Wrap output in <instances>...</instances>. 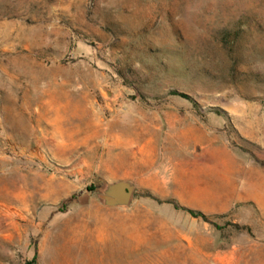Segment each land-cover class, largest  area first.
<instances>
[{"label": "rangeland", "instance_id": "1", "mask_svg": "<svg viewBox=\"0 0 264 264\" xmlns=\"http://www.w3.org/2000/svg\"><path fill=\"white\" fill-rule=\"evenodd\" d=\"M260 173L264 0H0V264H264Z\"/></svg>", "mask_w": 264, "mask_h": 264}, {"label": "water", "instance_id": "2", "mask_svg": "<svg viewBox=\"0 0 264 264\" xmlns=\"http://www.w3.org/2000/svg\"><path fill=\"white\" fill-rule=\"evenodd\" d=\"M134 191L133 185L125 180L104 183L98 190V198L107 207H126Z\"/></svg>", "mask_w": 264, "mask_h": 264}, {"label": "crops", "instance_id": "3", "mask_svg": "<svg viewBox=\"0 0 264 264\" xmlns=\"http://www.w3.org/2000/svg\"><path fill=\"white\" fill-rule=\"evenodd\" d=\"M106 147H112V149L114 148L115 150H120L122 152H131V157L136 158L139 155L135 152V149H133V145L134 142L129 140L128 138L125 137H119L117 136L114 140H112V142H108V139L105 142ZM109 144H111L112 146H108ZM124 154V153H123ZM119 159V157L117 156V160ZM116 168H118V165H116ZM118 178L121 179H128L127 178V171H119L118 169L114 172ZM261 184L263 183L264 186V173H260V178H259ZM255 192L251 193V199L253 201H255L257 203V205L259 206L260 212L264 217V189H260L258 194H254Z\"/></svg>", "mask_w": 264, "mask_h": 264}, {"label": "trees", "instance_id": "4", "mask_svg": "<svg viewBox=\"0 0 264 264\" xmlns=\"http://www.w3.org/2000/svg\"><path fill=\"white\" fill-rule=\"evenodd\" d=\"M189 214H191L192 216H194V217H201L203 220H206L207 219V217L203 214V213H201V212H199V211H195V210H193V209H187L186 210ZM27 264H31L30 262H28Z\"/></svg>", "mask_w": 264, "mask_h": 264}]
</instances>
